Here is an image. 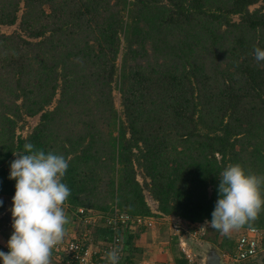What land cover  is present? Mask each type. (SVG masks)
I'll use <instances>...</instances> for the list:
<instances>
[{
    "label": "trees",
    "instance_id": "obj_1",
    "mask_svg": "<svg viewBox=\"0 0 264 264\" xmlns=\"http://www.w3.org/2000/svg\"><path fill=\"white\" fill-rule=\"evenodd\" d=\"M16 24L0 30V194L29 141L69 160L74 209L156 217L147 190L161 214L203 223L226 166L264 174V0H0V26ZM248 228L264 233V209L229 251Z\"/></svg>",
    "mask_w": 264,
    "mask_h": 264
},
{
    "label": "clouds",
    "instance_id": "obj_2",
    "mask_svg": "<svg viewBox=\"0 0 264 264\" xmlns=\"http://www.w3.org/2000/svg\"><path fill=\"white\" fill-rule=\"evenodd\" d=\"M253 54L257 61H264V48L254 46ZM24 149L14 153L16 158L10 164L9 178L15 180L13 231L7 241L8 251L0 249V264H50L51 250L63 238L68 221L64 203L71 189L63 177L69 160L63 154L38 149L30 141ZM219 178L218 199L206 223L228 233L264 209V174L233 163ZM110 255L118 261L121 249L113 247Z\"/></svg>",
    "mask_w": 264,
    "mask_h": 264
},
{
    "label": "built area",
    "instance_id": "obj_3",
    "mask_svg": "<svg viewBox=\"0 0 264 264\" xmlns=\"http://www.w3.org/2000/svg\"><path fill=\"white\" fill-rule=\"evenodd\" d=\"M75 222L85 223V229L73 231L62 238L51 250L56 264H130L126 262L127 243L130 235H137L152 226L150 217L121 211L117 206L109 212L97 211L85 207L75 210ZM101 221L99 224L97 221ZM108 229L110 234L99 237L91 234V226ZM119 247L122 255L114 261L110 255L113 247ZM264 250V233L256 228H248L239 236L234 251L222 252L228 263H256Z\"/></svg>",
    "mask_w": 264,
    "mask_h": 264
},
{
    "label": "rangeland",
    "instance_id": "obj_4",
    "mask_svg": "<svg viewBox=\"0 0 264 264\" xmlns=\"http://www.w3.org/2000/svg\"><path fill=\"white\" fill-rule=\"evenodd\" d=\"M253 8L254 7H252V9ZM236 18L237 17H235V19ZM17 28V24L13 26H0V30L4 33H12ZM114 97L116 107L121 112L122 109L120 105V93L117 89H115L114 91ZM54 105L55 103L51 105L50 108H53ZM39 119V115L35 117H27L26 121H24L18 127V134L26 136L27 134L32 132L34 127L39 123ZM137 178L142 184H144V182L146 181L142 170L139 168H137ZM144 193L146 201L150 206L152 212L156 214V217H150V219L152 220L151 227L136 235L137 237L134 240V245H136V248H133L131 253H133L137 249L134 254L135 258H137V261L142 260L144 262V258L149 259V253L145 255L146 251L149 250L147 249L149 248V246H152L154 249H156V252H158V249H160L159 244L164 245L167 243L169 245H172V242L176 243V256L183 257L185 262L189 261L190 264H203L204 256L202 252L204 250V247L208 244L216 247L221 255L222 252H227L230 250L229 242L231 240V237H233V230L228 233H224L219 229L213 228L211 224L206 223V221L203 223L193 224L176 216L161 214L158 211L157 201L150 195L147 190H145ZM97 222L99 224L101 223V221L99 222V220ZM73 224L71 225L69 231H71L73 228L75 229L74 231H78V233L81 230L86 231V229L84 228L85 223L79 224L73 221ZM90 226L91 234H94L93 236H96L95 232L97 233V229L92 225ZM128 253L130 255L129 249ZM50 264H56V261L53 260L52 254H50ZM256 264H264V250L261 252L258 259H256Z\"/></svg>",
    "mask_w": 264,
    "mask_h": 264
},
{
    "label": "crops",
    "instance_id": "obj_5",
    "mask_svg": "<svg viewBox=\"0 0 264 264\" xmlns=\"http://www.w3.org/2000/svg\"><path fill=\"white\" fill-rule=\"evenodd\" d=\"M0 199L3 200V205H0V249H3L5 252L8 251L7 248V241L10 238L13 228H12V215H11V205H12V197L8 195H2L0 194ZM65 214L68 217V221L65 224V234L63 236L67 237L69 236L75 229L73 228L71 231L69 229L71 228V225L73 224V221H75V210L73 207L65 205ZM76 223V222H75ZM74 226V224H73ZM68 228V229H67ZM67 229V230H66ZM67 231V232H66ZM137 236H135L136 238ZM132 241L131 250H130V260L132 264H190L189 261H186L183 259V257L176 256V250L172 249L171 244H159L160 249H158V252H156V249H154L152 246H149L148 251H146L145 255L149 253V259L144 258V262L142 260H138L135 258V252L137 249L132 252L133 248H136L134 245V240ZM155 242V241H154ZM128 249V246H127ZM171 251V252H170ZM128 250L126 255V260L128 263L131 264L130 261H128ZM133 255V256H132ZM182 258V259H181ZM184 260V261H183Z\"/></svg>",
    "mask_w": 264,
    "mask_h": 264
},
{
    "label": "water",
    "instance_id": "obj_6",
    "mask_svg": "<svg viewBox=\"0 0 264 264\" xmlns=\"http://www.w3.org/2000/svg\"><path fill=\"white\" fill-rule=\"evenodd\" d=\"M202 254L204 256L203 264H232L224 261L218 249L212 245L208 244L207 246H205Z\"/></svg>",
    "mask_w": 264,
    "mask_h": 264
}]
</instances>
